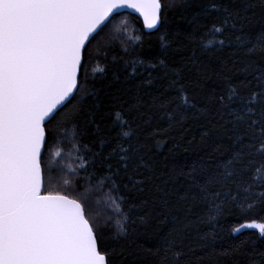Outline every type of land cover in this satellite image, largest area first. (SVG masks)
<instances>
[{"label": "snow or ice", "instance_id": "snow-or-ice-1", "mask_svg": "<svg viewBox=\"0 0 264 264\" xmlns=\"http://www.w3.org/2000/svg\"><path fill=\"white\" fill-rule=\"evenodd\" d=\"M171 6L180 5L171 0ZM249 7L244 0H232L231 6L209 0L201 15L215 11L223 18L199 34L190 33L189 39L208 51L235 43L248 57L264 53V35L251 37L242 31V24L238 29ZM123 9L138 13L148 29L159 30L163 23L161 0H0V264H113L112 253L87 209L91 193L106 187L108 199L121 214L116 220L117 235H128L129 215L123 213L120 187L142 184L143 170L149 167L139 125L134 128L125 113L117 111L109 127L115 135H105L97 123L95 105H86L94 93L76 95L81 83H88L90 45ZM229 30L239 34L229 38ZM160 39L167 46V37ZM132 68L135 71V64ZM238 71L244 74L242 80L225 77L226 87L219 93L213 90L214 110L197 107L179 83V74L171 81L182 111L195 109L217 117L227 142L216 145L219 156L211 168L194 167L185 173L187 192L207 208L197 221L208 231L197 228L189 235L184 231L189 224L169 229L149 248L159 264H190L188 252L195 255L211 247L219 239L220 225L215 221L225 206L248 212L258 204L264 211V63L250 61ZM164 114L175 119L171 112ZM81 118L96 125L98 136L91 148L73 144V150H83L84 155L77 154L57 171L51 159L46 162L49 156L64 158L59 147L51 152L58 143L57 129ZM149 123L150 119L144 120L145 125ZM156 134L158 130L147 133L145 139ZM82 184L87 185L83 190ZM257 188L261 189L258 195ZM244 229L258 230L264 237V222L252 220L233 233ZM185 241L187 251L179 247Z\"/></svg>", "mask_w": 264, "mask_h": 264}, {"label": "trees", "instance_id": "trees-1", "mask_svg": "<svg viewBox=\"0 0 264 264\" xmlns=\"http://www.w3.org/2000/svg\"><path fill=\"white\" fill-rule=\"evenodd\" d=\"M218 2L232 5V0ZM244 2L250 7L247 19L238 22V29L242 24V31L251 37L264 35V0ZM161 3L163 23L155 32L145 33L140 20L127 13H121L100 32L89 47L92 56L88 61V83L82 82L81 91L76 93L78 98H82L85 92L94 93L86 100V105H95L96 120L105 135H115V129L110 131L109 127L115 113L122 111L134 128L139 125L140 141L145 145L144 159L149 167L143 170V183L135 188L120 187V195L125 198L123 213L129 215L127 237L117 235L116 220L121 214L115 211V206L108 199L107 187L93 191L87 204L89 216L97 224L104 244L112 253L113 264H159V257L149 248L173 227L189 224L190 228L184 229L189 235L194 234L197 228L202 232L208 231V226L197 221V217L206 215L207 208L187 192L185 173L194 167L211 168L214 158L219 156L215 151L216 145L227 141L223 136L224 130L218 126L217 117L197 113L195 109L182 111L171 81L179 74V83L183 84L197 107L207 105L214 110L213 90L219 93L226 87L225 77L234 82L242 80L244 74L238 69L245 63H264V53L248 57L245 49L236 47L235 43L208 51L189 39L190 33L199 34L205 26L219 23L223 18L222 13L215 11L207 16L201 15L202 7L209 0H177L180 5L177 7L171 6V0H161ZM236 6L241 5L238 3ZM119 24L125 27H118ZM238 34L237 30L228 32L229 38ZM162 35L167 37V46L160 39ZM160 61L164 62L163 65ZM98 68L105 71L98 72ZM149 80L151 83H146ZM161 105H166V108H161ZM133 106H137L139 111ZM166 111L171 112L175 119L169 120L164 114ZM149 119L150 123L145 125L144 120ZM154 130H158L155 138L146 140L147 133ZM57 132L58 143L51 152L59 147L64 158H46V162L51 159L57 165V171L75 160L77 154L84 155L83 150L76 153L73 144L91 148L98 136L96 125L87 124L83 118L62 124ZM205 132L206 136L203 135ZM79 163L76 161V166ZM84 187L87 185L82 184V190ZM260 191V188L256 189L257 195ZM252 220L264 222V211L258 204L248 212L225 206L223 214L215 221L220 225L217 229L219 239L195 255L188 252L190 264H264V237L253 229L233 233L234 228ZM186 245L187 241L179 247L187 251Z\"/></svg>", "mask_w": 264, "mask_h": 264}, {"label": "water", "instance_id": "water-1", "mask_svg": "<svg viewBox=\"0 0 264 264\" xmlns=\"http://www.w3.org/2000/svg\"><path fill=\"white\" fill-rule=\"evenodd\" d=\"M122 13H127V14H130V15H133V16L137 17L140 20L145 33H152V32H155L157 30V29H148V28H146L144 26L143 17H141L138 13H136L132 9H123Z\"/></svg>", "mask_w": 264, "mask_h": 264}, {"label": "rangeland", "instance_id": "rangeland-1", "mask_svg": "<svg viewBox=\"0 0 264 264\" xmlns=\"http://www.w3.org/2000/svg\"><path fill=\"white\" fill-rule=\"evenodd\" d=\"M253 230H255V229H253ZM258 234H259V232H258V230H255ZM235 234V233H234ZM260 235V234H259Z\"/></svg>", "mask_w": 264, "mask_h": 264}]
</instances>
